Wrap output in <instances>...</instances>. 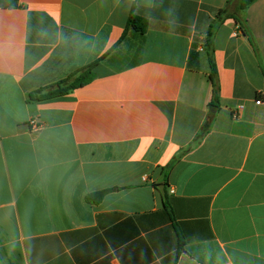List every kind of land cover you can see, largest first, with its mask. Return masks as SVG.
I'll list each match as a JSON object with an SVG mask.
<instances>
[{
  "label": "crops",
  "instance_id": "crops-1",
  "mask_svg": "<svg viewBox=\"0 0 264 264\" xmlns=\"http://www.w3.org/2000/svg\"><path fill=\"white\" fill-rule=\"evenodd\" d=\"M239 1L0 0V264H264V0L204 129Z\"/></svg>",
  "mask_w": 264,
  "mask_h": 264
},
{
  "label": "trees",
  "instance_id": "trees-1",
  "mask_svg": "<svg viewBox=\"0 0 264 264\" xmlns=\"http://www.w3.org/2000/svg\"><path fill=\"white\" fill-rule=\"evenodd\" d=\"M256 0H240L236 13H231L229 7L222 9L215 20L212 22L210 29L207 33V55L209 63V81L212 84L213 95L211 106L218 108L220 101V88L218 83L217 69L214 61L213 48H212V38L214 36L215 30L222 25L225 21L231 19L237 26L238 31L242 32L244 35H249V29L247 26L246 19L243 17V13L248 9L252 3ZM127 28H133L134 30L143 33L146 30L145 20L135 16L133 13L130 14L128 19ZM100 60L78 70L77 72L71 74L69 77L58 81L57 83L41 88L34 93L30 94L29 99L34 101H45L57 97H62L77 88L83 87L90 83L94 77V69L97 67ZM107 191L99 192L88 197V200L94 202H100Z\"/></svg>",
  "mask_w": 264,
  "mask_h": 264
},
{
  "label": "water",
  "instance_id": "water-1",
  "mask_svg": "<svg viewBox=\"0 0 264 264\" xmlns=\"http://www.w3.org/2000/svg\"><path fill=\"white\" fill-rule=\"evenodd\" d=\"M217 111H218V108H217V107H215V106H210V108H209V113H208V117H207V119H206V125H205V127H204L205 130L208 129V128L210 127V124H211L212 120L214 119V117H215Z\"/></svg>",
  "mask_w": 264,
  "mask_h": 264
},
{
  "label": "built area",
  "instance_id": "built-area-1",
  "mask_svg": "<svg viewBox=\"0 0 264 264\" xmlns=\"http://www.w3.org/2000/svg\"><path fill=\"white\" fill-rule=\"evenodd\" d=\"M257 103H258V104H261V101H258Z\"/></svg>",
  "mask_w": 264,
  "mask_h": 264
}]
</instances>
